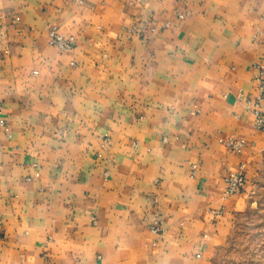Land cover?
Wrapping results in <instances>:
<instances>
[{"label": "crops", "instance_id": "obj_1", "mask_svg": "<svg viewBox=\"0 0 264 264\" xmlns=\"http://www.w3.org/2000/svg\"><path fill=\"white\" fill-rule=\"evenodd\" d=\"M259 79L264 0H0V264H220L264 216Z\"/></svg>", "mask_w": 264, "mask_h": 264}, {"label": "built area", "instance_id": "obj_2", "mask_svg": "<svg viewBox=\"0 0 264 264\" xmlns=\"http://www.w3.org/2000/svg\"><path fill=\"white\" fill-rule=\"evenodd\" d=\"M50 44L56 47L63 53H69L73 51L77 45V39L74 36H63L56 27H49L47 29ZM264 102V80L258 81V95L256 102L248 101L247 106L252 108V114L254 117V127L257 131L264 133V112L262 110L261 103ZM225 147L232 153L240 155L247 148V142L244 139L236 137H229L224 141ZM244 166H241L239 173L231 174L227 177V197H234L241 194L245 189L246 179L244 176ZM150 229L154 234L161 235L163 233L162 222L159 219L154 220L150 224Z\"/></svg>", "mask_w": 264, "mask_h": 264}, {"label": "rangeland", "instance_id": "obj_3", "mask_svg": "<svg viewBox=\"0 0 264 264\" xmlns=\"http://www.w3.org/2000/svg\"><path fill=\"white\" fill-rule=\"evenodd\" d=\"M263 224V215L250 217L248 220H245L241 231L235 235L230 246L221 253L223 261L220 264H253L263 259Z\"/></svg>", "mask_w": 264, "mask_h": 264}]
</instances>
